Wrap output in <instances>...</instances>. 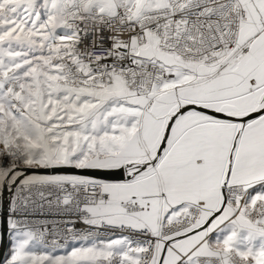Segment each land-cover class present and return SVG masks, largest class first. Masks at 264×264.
<instances>
[{
	"label": "snow or ice",
	"instance_id": "obj_1",
	"mask_svg": "<svg viewBox=\"0 0 264 264\" xmlns=\"http://www.w3.org/2000/svg\"><path fill=\"white\" fill-rule=\"evenodd\" d=\"M0 264H264V0H0Z\"/></svg>",
	"mask_w": 264,
	"mask_h": 264
}]
</instances>
